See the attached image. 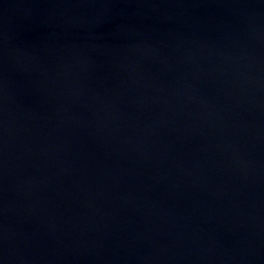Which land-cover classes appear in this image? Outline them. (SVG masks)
<instances>
[{"label": "water", "instance_id": "water-1", "mask_svg": "<svg viewBox=\"0 0 264 264\" xmlns=\"http://www.w3.org/2000/svg\"><path fill=\"white\" fill-rule=\"evenodd\" d=\"M0 264H264V0H0Z\"/></svg>", "mask_w": 264, "mask_h": 264}]
</instances>
